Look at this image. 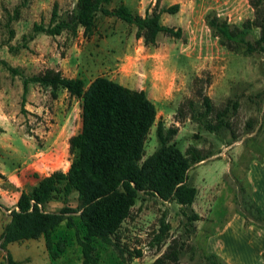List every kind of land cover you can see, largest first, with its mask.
I'll return each mask as SVG.
<instances>
[{
	"label": "rangeland",
	"instance_id": "1",
	"mask_svg": "<svg viewBox=\"0 0 264 264\" xmlns=\"http://www.w3.org/2000/svg\"><path fill=\"white\" fill-rule=\"evenodd\" d=\"M121 1L141 14L151 12L156 1L157 8L174 3L111 0L106 5L113 8ZM174 1L179 3L177 11L161 12L160 20L181 27V35L160 32L155 42L146 44L136 36L133 23L101 11L88 36L82 27L76 34L34 33L33 23L48 24L55 3L60 15H64L76 0H0V110L5 113L0 131L12 129L24 138L30 147L24 151L32 154L26 158V170L37 180L34 173L41 176L58 168L66 170L76 157V152L69 151L68 139L81 126L80 100L65 89H59L53 97L49 87L33 81L28 82L23 99L25 76L54 68L65 76L80 75L86 81L103 74L129 87L144 88L157 108L145 140L144 156L158 145V121L165 127H177L171 140L183 151L195 145L210 152L188 169L187 180L197 187L192 207L200 218L194 221L195 230L187 235L185 216L177 203L143 194L118 231L123 256L100 238H89L95 246L96 264H150L164 249L158 250L149 241L165 211L171 225L167 241L176 236L185 239L188 250L189 244L194 246L192 257H182L183 264L201 261L199 255L209 249L211 236L222 230L235 213L242 225L236 227L234 234L215 239L213 236L212 244L222 238L240 264H264V227L253 220L250 205L253 198L264 208V51L246 54L242 48L230 50L208 24V19L218 16L242 26L245 19L253 17L254 9L249 0ZM258 32V28H251L248 37L253 39ZM204 95L213 104V110L206 113ZM229 98L237 99L239 106L228 117L231 128L218 130V136L205 124L216 121L215 111ZM249 118L252 129L246 127ZM15 153L23 154L17 142ZM25 186L27 190L31 188L29 183ZM7 195L4 207L8 211L16 201V193L9 191ZM1 198L2 194L0 205ZM68 202L76 205L74 194ZM63 204L57 195L46 208L58 209ZM78 212H72L74 225H67L64 219L52 231L53 239L65 244L58 257L50 256L42 235L12 242L11 252L18 259L17 264H82L77 237L85 238L86 230ZM3 213L0 209L1 217ZM137 249L141 250L140 255H136ZM5 261L3 258L0 263Z\"/></svg>",
	"mask_w": 264,
	"mask_h": 264
},
{
	"label": "trees",
	"instance_id": "2",
	"mask_svg": "<svg viewBox=\"0 0 264 264\" xmlns=\"http://www.w3.org/2000/svg\"><path fill=\"white\" fill-rule=\"evenodd\" d=\"M111 0H76L72 9L60 15L56 3L52 8L48 24L33 23V31L50 35L63 31L76 34L82 27L83 34L90 35L96 24V14L116 15L136 26V36L144 43L155 42L160 32L174 36L181 35V27H173L161 22V12H175L179 3L157 8L141 14L121 1L113 8L107 7ZM254 15L247 18L242 26L230 24L218 16L208 19V24L219 36L220 42L230 50L242 48L246 54L264 51V0H249ZM258 28L256 37L250 39L248 30ZM9 68L16 71L13 67ZM37 82L50 88L53 97L59 89L80 100V129L70 135L68 148L76 152V157L66 170L54 169L39 176L29 190H21L15 206L9 211V220L3 225L0 234V247L6 249L12 241L44 236L45 246L52 258L59 256L65 249L62 240H54L53 229L62 221L74 225L73 213L78 216L86 230V237H77L82 251V264H96L97 254L90 237L95 236L113 245L120 256L123 249L118 231L123 222L131 216L133 205L143 194L155 195L161 200L173 201L185 216L183 221L187 235L195 230L194 221L200 214L192 207L197 187L189 183L188 169L205 159L210 152H203L195 145L182 150L174 140L177 127H165L161 121L156 125L157 147L144 156V145L151 126L156 119L157 108L144 88H132L106 75H96L89 81L82 76H65L59 69L46 68L23 78V99L28 82ZM204 113L213 110L208 95L203 96ZM237 99H227L215 111L216 121H208L205 126L216 131L231 128L230 114L237 111ZM230 111V112H229ZM252 129V119L246 121ZM234 137V134H232ZM235 139V138H233ZM74 194L75 206L69 204ZM60 195L64 202L58 209H47V203ZM253 220L264 227V210L251 200ZM170 222L166 211L159 218L157 229L149 241L158 250L164 248L150 264H183L182 257L194 254V246L187 249L185 239L173 236L167 241ZM190 252V253H189ZM141 250H136L140 255ZM201 261L195 264H229L218 253L207 250L200 254ZM264 256V252L262 253ZM7 264H17L9 251L6 252Z\"/></svg>",
	"mask_w": 264,
	"mask_h": 264
},
{
	"label": "crops",
	"instance_id": "3",
	"mask_svg": "<svg viewBox=\"0 0 264 264\" xmlns=\"http://www.w3.org/2000/svg\"><path fill=\"white\" fill-rule=\"evenodd\" d=\"M172 2H176V1L173 0ZM4 115H5L4 111L0 110V126H1V121L4 120V117H3ZM19 136L20 135L15 133V131L12 129L10 130V129L5 128L0 131V194H2L0 209L4 210L3 217L0 216V234L3 228V225L9 220V210L15 206V203H13L11 207H9L10 209L8 211L7 209H5L4 206L7 205V200H8L7 198L9 197L7 195V192L10 191L13 194L16 193L15 198H14L16 199L21 190H27L25 186L26 183H29V185L32 186L38 180V178L37 180L34 179L32 174L29 175L26 170V168H28V163L26 164V158L27 156L29 157L32 154L30 153V151L28 153L24 151V150H27V151L30 150V147L25 142L24 138L23 137L20 138ZM16 142L21 145L23 154L15 153V143ZM10 160H15L16 162L10 163ZM238 216L239 215L235 213L225 223L222 230L218 232L216 231L215 234L211 236L210 240L207 243V246L209 248L208 250L218 253L229 264H240V261L235 259L234 254L230 251L228 247H226L222 238H220L219 240H216L215 243L213 244H212L213 242L212 240H214L216 236L223 237L225 234L226 236L231 233L234 234L235 230L237 231L236 227L240 226V224L242 225V220H240L241 218L239 219L240 216L239 217ZM213 236H214V239H212ZM20 241H17V242H20ZM12 242H16V241H12ZM12 242H9L7 244L6 249H8L12 257L18 261V259H16L13 253L11 252ZM0 249H2V252L0 253V261H1L3 260V258H6V249H3L1 247ZM0 264H3V263H0ZM4 264H6V261L4 262Z\"/></svg>",
	"mask_w": 264,
	"mask_h": 264
}]
</instances>
